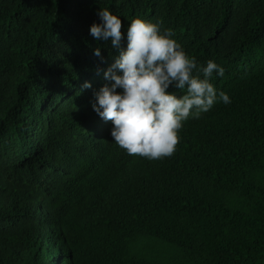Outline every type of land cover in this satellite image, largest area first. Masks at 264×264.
<instances>
[{"label": "trees", "instance_id": "obj_1", "mask_svg": "<svg viewBox=\"0 0 264 264\" xmlns=\"http://www.w3.org/2000/svg\"><path fill=\"white\" fill-rule=\"evenodd\" d=\"M101 9L122 19L125 48L136 18L171 29L198 65L225 69L210 82L232 102L186 121L160 160L131 158L112 137L107 163L91 161L83 178L91 193L75 198L90 137L76 123L75 89L105 80L119 54L89 34ZM9 165L15 193L34 179L75 206L53 231L26 214L29 199L11 206L0 264H73L71 250L77 264H264V0H0V185Z\"/></svg>", "mask_w": 264, "mask_h": 264}, {"label": "clouds", "instance_id": "obj_2", "mask_svg": "<svg viewBox=\"0 0 264 264\" xmlns=\"http://www.w3.org/2000/svg\"><path fill=\"white\" fill-rule=\"evenodd\" d=\"M98 15L101 22L91 25L89 34L97 41L110 40L112 48L119 54L104 72L105 80L86 78L75 89L74 96L79 100L76 123L80 127L86 126L90 135L80 148L85 150L86 157L71 177L75 198L80 187L91 193L83 178L91 174V161L97 166L107 163L103 160H106L105 153L109 157L110 150L105 151L111 146L112 137L118 148L125 150L131 158L160 160L174 154L180 142L179 132L186 121L200 119L217 103L227 105L232 102L226 92L218 91L210 82L214 74L222 78L225 69L213 60L198 65L196 58L189 56L173 39L171 29L162 30L158 23L136 18L127 27L125 48L122 19L108 9H101ZM94 55L101 57L99 47L94 50ZM94 82L97 86L89 97V88ZM170 89L185 94L178 95ZM84 100L90 102L87 113H83ZM41 127L51 136L49 121H44ZM127 167L132 165H125ZM12 170L13 166L9 165L5 183L0 185V189L9 191L0 196L1 217H7L9 221L10 207L29 199L30 208L26 214L33 210L44 223L45 230L53 231L55 224L62 220L60 214L66 216L70 209L73 210L75 201L69 203L62 194L47 191L45 182L34 179L24 184L23 194L15 193ZM49 209L51 211H47ZM70 253L72 256L68 255ZM68 254L64 257H69L71 263L79 262L76 252L71 250ZM54 256L58 258L59 253Z\"/></svg>", "mask_w": 264, "mask_h": 264}]
</instances>
